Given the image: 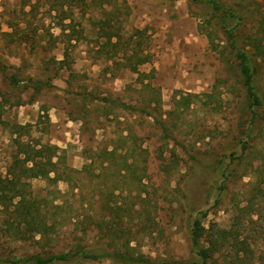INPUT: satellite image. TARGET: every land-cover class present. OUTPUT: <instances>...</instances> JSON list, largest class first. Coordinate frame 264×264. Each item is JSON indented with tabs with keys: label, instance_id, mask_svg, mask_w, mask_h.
Wrapping results in <instances>:
<instances>
[{
	"label": "rangeland",
	"instance_id": "rangeland-1",
	"mask_svg": "<svg viewBox=\"0 0 264 264\" xmlns=\"http://www.w3.org/2000/svg\"><path fill=\"white\" fill-rule=\"evenodd\" d=\"M217 2L240 19L204 0H0V264H200L197 218L213 264H264V55L254 118L226 34L264 44V0ZM144 29L137 72L110 58V35ZM34 149L48 177L27 174Z\"/></svg>",
	"mask_w": 264,
	"mask_h": 264
},
{
	"label": "trees",
	"instance_id": "trees-1",
	"mask_svg": "<svg viewBox=\"0 0 264 264\" xmlns=\"http://www.w3.org/2000/svg\"><path fill=\"white\" fill-rule=\"evenodd\" d=\"M211 8L212 10L216 12H220L227 17L231 19H240V16L233 13L232 11H228L224 9L222 6L219 5L217 0H204ZM259 33H262L261 35H264V29L260 31ZM226 34L228 36V39L231 40L232 48L235 52V57L238 62L239 72L242 78V84L246 91V95L250 101L251 108L254 109V118H258L259 114L257 113V110H259L263 106V101L261 100L257 89L254 85V71H253V58L258 56L264 55V44L263 42L259 41L257 45H255L254 51H249L244 47H239L236 44L235 35L233 33V30L227 29ZM146 37V30H136L132 36L130 37V40L127 44V46H122L120 41H117L116 43H112L113 38L115 36L110 35L109 36V43L112 44L113 55L110 56V58H115L118 56L120 49L125 50L123 56H128L130 54V58L125 59L126 63L123 64L126 68H130L132 71L137 72L138 67L145 64L148 60V54H143L146 52L144 48L142 47L140 42H136L137 39H143ZM253 53V54H252ZM256 54V55H255ZM133 56V57H132ZM136 61L132 60V58ZM13 84L16 85V79H13ZM22 128V127H20ZM49 150H52L53 147H49ZM53 150H57V148H54ZM45 150H31L29 152H26L24 155V159H22L23 165H25V169L27 174L31 178H38V177H48L49 172H46V169L44 168V165L38 161V159H41V155L43 154ZM25 152V151H24ZM34 154V156L32 155ZM19 157H16V160H18ZM48 165L54 167L56 164L52 161V159L48 160ZM59 177V175H56ZM18 197L21 198L22 205L25 203L28 205H25V216H28L31 214L29 203H27V199L22 196L18 195ZM20 202V203H21ZM203 217H205V214H202ZM204 228L202 225V222L199 218H197L194 221L190 240L192 244V249L194 254L200 259V264H213L212 260L214 259V254L216 250L213 247H206L203 240V234H204ZM71 258L69 254H62V255H55L52 257H42V256H33L30 257L27 261H31L34 264H54V263H65L68 262V260ZM123 262H127L128 264H155L151 259L145 258V257H124L121 256ZM239 258V257H238ZM81 259H88V260H99L101 259L100 255H96L92 252H83L81 253ZM22 262V261H21ZM24 262V260H23ZM22 262V263H23ZM24 264V263H23ZM166 264V263H161Z\"/></svg>",
	"mask_w": 264,
	"mask_h": 264
}]
</instances>
